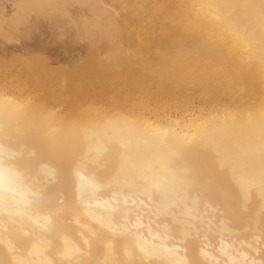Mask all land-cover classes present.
Returning <instances> with one entry per match:
<instances>
[{"label": "bare ground", "instance_id": "1", "mask_svg": "<svg viewBox=\"0 0 264 264\" xmlns=\"http://www.w3.org/2000/svg\"><path fill=\"white\" fill-rule=\"evenodd\" d=\"M18 2L23 19L33 9L48 15L57 48L117 33L103 0ZM171 3L184 23L169 26L175 36L163 39L159 76L211 86L225 106L87 108L72 93L78 78L54 87L63 95L39 83L49 65L33 54L32 88L0 87V264H264V0ZM91 45V57L72 67L81 76L106 66Z\"/></svg>", "mask_w": 264, "mask_h": 264}, {"label": "rangeland", "instance_id": "2", "mask_svg": "<svg viewBox=\"0 0 264 264\" xmlns=\"http://www.w3.org/2000/svg\"><path fill=\"white\" fill-rule=\"evenodd\" d=\"M18 1L19 0H0V60H1V62H0V80L3 79L0 81V87L3 86L4 84H11V81H12V83L14 82L13 84L15 86L18 84V86L20 88L23 85H24L23 87L31 86L32 83L29 81V78H28L29 75L27 73L28 71L26 72V70H28V67L25 66L26 65L25 62L32 61L33 56L37 55V56H40L42 59H44V61L46 63H48V65H49V70L47 68V69H44L42 71V73L39 72L42 74V75L40 74V77H42V79H41L42 82L44 80V82L42 83L40 78H39L38 79L39 83L45 85L44 87H46L48 84L50 86L53 85V89H54V87H57V86L62 87L63 83L64 84L65 83L71 84V82H68V83L66 82L68 79H69L68 81H70V80L72 81L73 77H74V79L78 78V79L73 80L74 85L76 87L74 86L75 88L72 89V93L84 95L85 96L83 99V100H85V106L84 107H87V108L95 107V108H101V109H109L112 106V104L121 103L124 106L122 109L126 112L131 113V112L141 111V108L143 106H146V108H147L146 110H150V111L155 110V111H159V112H164L167 110H174L178 106H185L186 107V106L194 105L195 107L200 106L206 110L216 109V108H220V107L225 106L224 102H221L220 100L216 99L217 97L214 93L215 91L213 88H211V86H205L204 87L201 84L196 83L195 81H192L190 79L185 80L183 82V86H176L177 85L176 83L171 84L169 82V79L159 76V69H158L157 65L160 64L162 56L165 52L164 50H166V48H167L164 45L168 44V43L164 42L166 40H163V39H164V37H166V39L167 38L170 39V38L175 36V34L172 35L174 33L172 31H174L175 28L170 29V27H172V26L178 27L177 25L182 26L181 23H184L183 22L184 21L183 20V17H184L183 13L178 8H175L174 6H172V3H171L172 0H128V1L122 0V2H119L117 0H103L105 6L110 8L113 11L114 15H116V18L118 20L116 36H119V38L118 37H117L118 39L115 38L116 36H114L113 34H112V38L110 36L109 37H103L105 35H102V36L99 35V37H97L95 40H93V42L96 43L95 44L93 42L92 43L88 42L90 40L92 41L93 38L91 36L90 37L92 39H90V37L87 38V35H84V36L82 35L78 38L73 39L74 42H77L79 44L80 43H82L83 45L88 44L87 46H89V47L82 48L81 50H79L78 48L71 49L70 47H65V46L64 47L66 49L63 46L62 47L60 46L59 48H57L59 46V43H61L60 42L61 38H59L61 35H59V33H58L59 31H57V28H55L54 25L52 26V23L49 21V18L47 17L48 15L45 14L44 12H41V11H40L41 14H38V13H40V12H38L39 10L37 11L38 13H36V11H35V13H36L35 14L33 12L34 9H33V11H28V12L26 11L28 9H25L24 11L27 13H23V15L25 16L26 19L25 18L23 19V16L21 14L22 12L18 11L19 7L21 6V4ZM167 1L169 2V5L171 6V8L174 7V9L172 8V10H171L170 6L167 4L168 3ZM174 1L175 0H173V4H174ZM21 2H22V0H21ZM117 2H119L120 4H118ZM127 2H129L130 5L127 4ZM164 3H166L167 6ZM19 4H20V6H19ZM121 4L124 7H122ZM154 4H156V5H154ZM160 5L162 8L160 7ZM162 5H164V6H162ZM165 8H167V9H165ZM168 8L171 12L167 13L165 15V13L169 11ZM176 9H178V10H176ZM74 10L75 9L71 8V10H70V12L72 11L70 13L71 15L76 14V12ZM174 10H175V12H174ZM21 11H23V10H21ZM176 11H178V13ZM15 12H17V15H19L20 17L22 16L21 18H19L16 15L18 17V19H21V20H18V19L16 20V21L21 22V23H19L20 25L18 24V22L13 24L15 21L14 19L16 18V16L14 15V14H16ZM174 13H175V15L173 16L174 18H172L171 14H174ZM43 14H45L46 16ZM42 16H44V17H42ZM167 16H169V17H167ZM179 18H180V20H179ZM177 19H178L179 23H178ZM9 20H11V21H9ZM171 20L173 22H171ZM8 21L13 24V28H11V26H9L11 24L6 26L5 23L8 24L9 23ZM167 22H168V24H167ZM169 22L172 25H170ZM174 22H177V24ZM22 23H23V25H22ZM69 23L70 22H68V25H69ZM152 23H155V24H152ZM65 24H67V23H65ZM15 25H17V26H15ZM14 26L16 28H14ZM52 27L54 29H52ZM179 28L183 29V27H179ZM15 31H17V32H15ZM18 31H20L21 33ZM24 32H27V34L26 33L24 34ZM55 33H56V35H55ZM162 33L164 35H162ZM167 34L168 35L171 34V35H169L170 38H169V36H167ZM16 35H18V36H16ZM156 35H158L159 40L156 38L157 37ZM151 37H153V38L151 39ZM52 38L55 40H53ZM98 38H100V39H98ZM102 38H104L105 43L103 42ZM109 38H111V39L109 40ZM35 39H37L39 42L35 43V41H36ZM105 39L109 40L110 42L109 41L106 42ZM114 40H116V41L119 40L120 46L122 47L123 51H125V52H123L124 54L121 53L120 51H118L119 48L117 47V45L115 43H114L115 44L114 46L112 45L111 41L114 42ZM101 41L105 45H102ZM158 41H160V42H158ZM89 43L92 44L91 47H95L96 50L97 49L100 50L99 55H97V57L99 56L100 59L105 63V65L109 66V67H106L104 65H103L104 67L100 66L101 69L103 70L102 72H105V73H102L101 70L99 69V71L97 70L95 72H90L89 73L90 76H89V74H85V76L82 74V76H81L80 75L81 72L75 71V68L74 69L72 68L74 64L81 63L82 61L84 62L85 60L87 61V59H89V57H91L89 55V51H90V44ZM106 43L110 44L109 45L110 47H107L108 44H106ZM161 43H163V44H161ZM97 45L99 46V48H97ZM111 45L113 46V48L115 47V49H112L113 52L111 51L112 53H114V51H115V54H111V52H110V50L112 48ZM25 47L28 48V50H26ZM43 47H54V49H52L51 51H47L48 52L47 53L46 51L42 50ZM104 48H106V49H104ZM108 48H110L109 51H107ZM118 52H120L121 55H120V58L118 55V57H117L118 60H116V64H115V62H113V57L114 56L116 57V55H117L116 53H118ZM35 53H37V54H35ZM39 53L40 54L42 53L43 56H42V54L40 55ZM109 53H110V55H108ZM124 55H125L126 60L124 59V57H122ZM134 55L136 56V58H134L135 57ZM23 57H25V58H23ZM107 57L109 60L107 59ZM139 58L140 59L144 58V59L140 60ZM145 58L148 60V62ZM103 59H105V60H103ZM127 59H129V60H127ZM130 59H132V60H130ZM138 59L142 63H139ZM120 60H122V62ZM134 60L137 61L138 63L135 62ZM23 61H24V64H23ZM118 61H119V63H118L119 65H117ZM125 61H127V62H125ZM109 62L112 64L110 65ZM132 62H133V64H131ZM146 63H148V64H146ZM144 64H146V65H144ZM115 66H117V67H115ZM126 67H128V69ZM141 67L143 70L141 69ZM107 69H110L111 72ZM123 70H125V71H123ZM127 70L132 71V73L131 72L129 73V71H127ZM39 73H38L37 77H39ZM77 73H78V75H77ZM93 73H94V75H93ZM125 73H127V74H125ZM129 74L131 77L129 76ZM131 74L132 75L137 74V75L132 76ZM22 75H23V77H22ZM97 75L99 78H97ZM139 75L141 77H139ZM127 76H128V78H127ZM144 76H146V77H144ZM7 77H8V80H6ZM46 77L49 79H47ZM79 77H82L84 79L86 77L87 81H85L84 79H81L82 84L83 85L85 84L86 87L80 83L77 84L79 81ZM136 77H137V79H136ZM25 78H27V80H25ZM96 78L99 80H97ZM104 78H105V81H104ZM4 79H5V81H8V82H4ZM91 79H93L94 81ZM124 79H126V80H124ZM131 79H133V80H131ZM45 80H47L48 82ZM76 80H77V82H76ZM89 80H90V82H93L92 85H94V84H96V85H94V86L90 85L91 83L88 82ZM167 80H168V82H167ZM9 81H10V83H9ZM95 81H96V83H94ZM99 81H100V83H99ZM86 82H87V84L89 83L88 87L86 85ZM102 82H103V84H102ZM1 83H2V85H1ZM97 83H99V85ZM26 84H27V86H26ZM72 84H73V82H72ZM100 84H102V85H100ZM49 85H48V88H50ZM80 85L85 87V89L83 87H81ZM89 85L91 86L90 89H88ZM32 86L30 88H32ZM77 86H79L82 89H80ZM92 87H93V89H92ZM48 88H46V89H48ZM50 89L52 92H55V90H57L58 93L56 95H59V93L61 91L62 92L60 93V95L61 94L63 95V93L65 92V91L63 92V90H61L62 88L61 89L57 88L54 90H52V88H50ZM58 89L61 91H59ZM38 92L40 94H42L41 89ZM85 98H88L87 99L88 103H86ZM125 100H127V102ZM82 102H84V101H82Z\"/></svg>", "mask_w": 264, "mask_h": 264}]
</instances>
